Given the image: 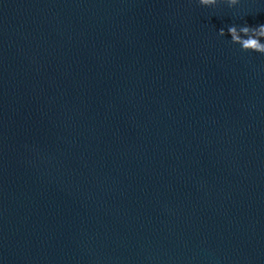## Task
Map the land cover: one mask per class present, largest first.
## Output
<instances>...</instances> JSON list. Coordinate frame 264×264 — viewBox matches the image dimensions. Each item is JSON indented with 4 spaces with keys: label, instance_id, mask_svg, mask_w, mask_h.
I'll list each match as a JSON object with an SVG mask.
<instances>
[{
    "label": "water",
    "instance_id": "1",
    "mask_svg": "<svg viewBox=\"0 0 264 264\" xmlns=\"http://www.w3.org/2000/svg\"><path fill=\"white\" fill-rule=\"evenodd\" d=\"M245 22L264 0H0V264H264Z\"/></svg>",
    "mask_w": 264,
    "mask_h": 264
},
{
    "label": "clouds",
    "instance_id": "2",
    "mask_svg": "<svg viewBox=\"0 0 264 264\" xmlns=\"http://www.w3.org/2000/svg\"><path fill=\"white\" fill-rule=\"evenodd\" d=\"M204 8L215 9L219 3L226 4L228 8H233L240 4V0H196ZM220 37L225 36V29L218 30ZM227 35L231 37V42L239 45V49L244 52H251L264 55V24L249 26L247 22L241 26L231 24L227 26ZM246 37V38H245Z\"/></svg>",
    "mask_w": 264,
    "mask_h": 264
}]
</instances>
